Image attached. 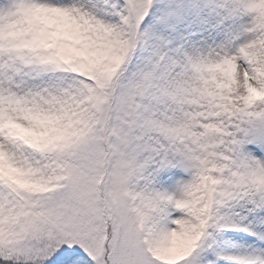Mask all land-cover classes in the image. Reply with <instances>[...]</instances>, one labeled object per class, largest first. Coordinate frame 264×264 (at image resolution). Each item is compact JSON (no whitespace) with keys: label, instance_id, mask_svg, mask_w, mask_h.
Returning a JSON list of instances; mask_svg holds the SVG:
<instances>
[{"label":"rangeland","instance_id":"1","mask_svg":"<svg viewBox=\"0 0 264 264\" xmlns=\"http://www.w3.org/2000/svg\"><path fill=\"white\" fill-rule=\"evenodd\" d=\"M92 2L0 0V170L21 182H0V230L55 258L69 249L100 255L104 176L119 213L113 264H194L187 259L200 241L220 264H264L263 197L210 232L196 215L198 170L216 150V182L264 189V0ZM51 130L69 169L35 149ZM152 137L164 140L160 157L138 162L135 144ZM152 201L162 210L141 208L147 218L136 221L135 205Z\"/></svg>","mask_w":264,"mask_h":264},{"label":"trees","instance_id":"2","mask_svg":"<svg viewBox=\"0 0 264 264\" xmlns=\"http://www.w3.org/2000/svg\"><path fill=\"white\" fill-rule=\"evenodd\" d=\"M107 104L108 98H105L104 105L107 106ZM102 141L107 158H109L107 137L105 136ZM163 141L164 140L161 137H152L148 142H140V144H135V149L137 152H141L138 154L137 161L143 162L144 156H147L149 159L152 157L155 158V153L153 152H156L160 157V150L162 152V149L165 145ZM35 143L36 151L46 155L49 154L50 157L54 158L57 162L62 163L64 167L69 169V166L65 163L63 156H60L62 154L57 152L58 141L52 130L51 133L41 137ZM205 146L208 148V151L211 152L215 146V143L211 142ZM148 152H152V154H147ZM212 154H214V156L209 157V160H203V164L198 170V173L201 179H203L204 183V206L203 212L196 215L203 222L208 232H210L211 224H213L218 219H240L245 217L251 210V207H256L258 205V199L261 197L264 198V189L261 194L256 195L255 185H248L242 189H232L220 182H216L219 180L220 176L218 173H215L212 168L217 159L222 156V152L220 150H216ZM139 165L140 163L138 166ZM103 177L99 182L100 185L102 184L100 196L103 202H105V210L103 212L102 220L104 237L102 240V252L100 255L96 253L93 254V250H90V252L87 250L86 252L84 249H77V251L69 249L62 254L60 253L61 255L59 254L58 258H55L51 256L54 254V251L50 247L44 248V246L35 244L36 247H41L36 252L34 248L35 245H28L27 242H19L21 240H17L10 231H8L7 234H4L0 230V264H113L117 247V227L119 225V213L111 201V193L106 180L104 179V181H102ZM0 179L3 180L0 181L1 183L12 185V187H18V185H21L19 184L21 183L20 181L18 183L19 176L11 174L9 170H4L2 168L0 170ZM27 206L30 212H32L40 221L54 229L55 232H58L66 238H71L73 244L78 243V234L73 232L72 229L66 226V224H64L51 212L44 208H38L36 206L30 205L28 202ZM135 208V219L137 221V219L139 220L140 218H147L148 215V210L141 208H151V215H153V212L159 213V211L162 210L163 204L152 201L149 206L142 207L135 205ZM152 217L153 216H150L151 219ZM154 221L155 219H152V222ZM0 224L2 223L0 222ZM52 234L54 233L52 232ZM52 234L45 237H52ZM61 235L59 237H61ZM204 250L205 247H203V242L200 241L193 247L192 253L189 255L187 261L194 264L221 263L215 259H210Z\"/></svg>","mask_w":264,"mask_h":264},{"label":"bare ground","instance_id":"3","mask_svg":"<svg viewBox=\"0 0 264 264\" xmlns=\"http://www.w3.org/2000/svg\"><path fill=\"white\" fill-rule=\"evenodd\" d=\"M93 2L91 3L92 5H93V7L94 8H97V9H101L100 7H102V0H92ZM109 23L110 24H114V18H111L110 17V19H109ZM72 22V24L74 25V26H76L77 25V21H75V20H73V21H71ZM27 28V26L26 25H24V24H22V22L19 24V26H18V29H16V35H17V33H23V31H24V29H26ZM47 38H49V37H47Z\"/></svg>","mask_w":264,"mask_h":264}]
</instances>
